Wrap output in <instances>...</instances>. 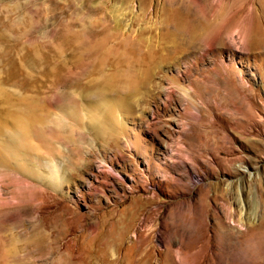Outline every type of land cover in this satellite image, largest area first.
I'll use <instances>...</instances> for the list:
<instances>
[{
  "label": "rangeland",
  "instance_id": "obj_1",
  "mask_svg": "<svg viewBox=\"0 0 264 264\" xmlns=\"http://www.w3.org/2000/svg\"><path fill=\"white\" fill-rule=\"evenodd\" d=\"M263 12L0 0V264H264ZM172 18L210 29L183 45ZM87 32L115 35L98 74Z\"/></svg>",
  "mask_w": 264,
  "mask_h": 264
},
{
  "label": "bare ground",
  "instance_id": "obj_2",
  "mask_svg": "<svg viewBox=\"0 0 264 264\" xmlns=\"http://www.w3.org/2000/svg\"><path fill=\"white\" fill-rule=\"evenodd\" d=\"M46 4H44V7H46L45 6ZM42 8V7H41ZM46 8H48V7H46ZM30 9V8H29ZM47 10V9H46ZM78 10V9H77ZM35 11V10H34ZM39 12V11H38ZM259 17V16H258ZM257 17V18H258ZM261 17V20H262V23L264 24V12H263V14L260 16ZM260 19V18H259ZM171 21H172V24H173V27H175L180 33H181V35H180V38H179V40H180V43L181 44H183V45H189V44H191L192 42H197V41H199L202 37H204V35L208 32V29H210L209 27H208V25L207 24H209L208 22H198V23H193V25L191 24H188V22H183L184 20H182V19H176V18H172L171 19ZM252 25H253V27L254 28H257V27H259L258 25H257V22H256V18H254L253 19V23H252ZM264 26V25H263ZM103 27V26H102ZM106 29H108V28H105V26L101 29L100 28V30L98 31V32H95L94 34H99V35H103V36H107L109 33H108V31H106ZM82 32V31H81ZM89 32H87V34H88ZM89 35V36H88ZM87 36H86V33H85V35L84 34H79V35H76V37L77 38H79L80 39V44L84 47V49L85 50H87V52L88 53H91V54H93V55H95V56H97V59L95 60V59H93V64H92V66L89 68V71L87 72L89 75H92V74H98V73H100V71H101V69L105 66V64L110 60V57H109V53H108V51L109 50H107V47H106V45H108L109 44V42L111 41L110 39H114L113 38V36H115L114 34H111V35H109L110 36V38L108 39V37H105V38H103V41H101L99 44H95V43H90L89 41H88V39H90V37H92L93 36V34H88ZM118 36V35H117ZM116 36V37H117ZM62 39V41H61V43L63 42V43H66L67 41H68V38H61ZM251 39H252V33H251V31L250 32H248V34L246 35V36H244V41H251ZM124 42V41H123ZM123 42H120L121 44L123 43ZM69 47V46H68ZM36 58V57H35ZM35 58H33L31 61L33 62V64L34 65H38L39 63H41L40 61H41V59L39 60H36ZM31 62V63H32ZM82 64L80 63V61L79 62H77V63H75V66L76 67H79V66H81ZM57 72V71H56ZM54 76L56 75L58 78L60 77V74H59V72H57V73H55V74H53ZM131 78H132V74H131V76H130ZM111 80V79H110ZM107 81V80H106ZM105 80L103 81V82H106ZM133 81V80H132ZM65 84H66V82H65ZM107 84H108V82H107ZM110 84H111V82H110ZM74 85V84H73ZM101 85V84H100ZM106 85V84H105ZM135 85V84H134ZM66 86L67 87H73L72 86V84H66ZM75 86V85H74ZM136 86V85H135ZM132 87V86H131ZM97 91V90H96ZM103 94H104V91H100L99 92V94H97V97H98V95H99V97H98V101L96 102V103H90V104H87L86 105V108L84 109L86 112H87V117L89 118V119H91L90 121H92V120H94V122L95 121H97L96 119H98L99 120V116L104 112V115H105V113H107V112H110L112 109H114V107H115V105L113 104V102L111 101V100H109L108 98H106V96L104 97L103 96ZM66 97H69L68 95L66 96ZM73 104V103H72ZM84 106V105H83ZM77 107V106H76ZM113 111V110H112ZM28 113V112H27ZM31 113V112H30ZM25 115V114H24ZM23 115V116H24ZM28 115V114H27ZM31 115V114H30ZM25 117V116H24ZM28 117V116H27ZM26 117V118H27ZM33 117V116H32ZM41 116H39V118H36V120H35V122H37L38 121V123L40 122V123H44L45 122V118L44 117H41ZM99 117V118H98ZM25 118V119H26ZM103 118V117H102ZM21 121H24L23 119H22V117H20L19 118ZM27 119H29V118H27ZM26 119V120H27ZM34 119H35V117H34ZM104 119V118H103ZM18 120V119H17ZM20 121V122H21ZM99 121H101V120H99ZM18 122H19V120H18ZM19 122V123H20ZM30 122V121H29ZM19 123H18V125H19ZM100 123V122H99ZM98 123V124H99ZM104 123V122H103ZM23 124H25V121L23 122ZM28 124H30V123H28ZM32 124V123H31ZM16 125H17V122H16ZM101 125V123L99 124V126ZM19 126H21V124L19 125ZM19 126H18V128H19ZM17 127V126H16ZM22 127H24V126H22ZM21 127V128H22ZM26 127V126H25ZM31 128H32V125L30 126ZM101 127V126H100ZM18 128H16V129H18ZM34 128H35V126H34ZM20 129V128H19ZM24 129H26V128H24ZM23 129V130H24ZM22 129L21 130H19V131H23ZM26 131H28V130H24L23 132L25 133ZM33 132V131H32ZM21 133V132H20ZM29 132H27V134H28ZM26 134V133H25ZM14 135H17L16 133H15V131H14ZM14 135L12 136V137H14ZM20 135V134H19ZM18 135V137H19V139L18 140H20L21 138H20V136ZM26 136V135H25ZM17 137H14L13 138V140L14 139H16ZM14 142V141H13ZM16 144V143H15Z\"/></svg>",
  "mask_w": 264,
  "mask_h": 264
}]
</instances>
